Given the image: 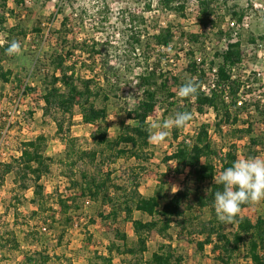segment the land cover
I'll list each match as a JSON object with an SVG mask.
<instances>
[{
	"label": "trees",
	"instance_id": "trees-1",
	"mask_svg": "<svg viewBox=\"0 0 264 264\" xmlns=\"http://www.w3.org/2000/svg\"><path fill=\"white\" fill-rule=\"evenodd\" d=\"M9 1L0 0V35L7 33L6 38L2 40L4 43H0V86L10 85L19 90L20 94L23 92V96H27L31 89L27 85L28 79L24 80L13 67H6L13 60V56L6 54L8 44L16 39L21 45L28 33L24 25L8 31V19L18 16L16 10L10 9ZM157 1L167 12L187 18L188 0ZM197 2L199 24L210 29L217 41H230L225 50L226 57L221 62L217 57L209 60L205 55L206 45L211 37L182 31L180 34L183 41L190 44L189 54L187 50L186 66L180 71H174L172 61L165 63V52L172 49V44L178 36L172 27L163 26L162 17L157 15L152 18L149 26L142 24V21L136 23L131 17L122 18L121 25L124 28L121 30V39L127 46L124 50L120 48L117 39L119 34L103 40L98 37L80 39L74 35L73 49L70 48L69 39H59L62 40L61 48L66 51L55 52L54 56L59 60L60 66L65 67L62 69L58 66L53 72L44 69V76L39 78L45 91L41 98L45 103L43 117L46 120L52 119L66 145L61 164L63 176L68 180V189L66 194H59L55 199L63 220L49 215L53 211L54 196L45 194L41 184L44 160L36 157L31 150V142L23 144L21 157L3 165L0 179L1 187L6 175L15 172L22 190L32 191L34 194L32 203L37 206V210L33 212L32 217L40 219L41 215L45 216L44 220L51 227L50 230H54L55 225H69L73 221L71 213L80 211L85 202L95 203L101 208H109L107 214L100 212L105 221H117L124 216L125 221L133 224L139 240L125 249V252L133 257L148 252L147 242L143 238L148 226L142 220L136 219L135 214L140 213L144 217L157 220L156 231L160 244L143 264H187V257L180 251L179 244L194 243L195 239L202 250L212 246V252L221 264H228V259L234 260L242 252H245L253 264H264V217L253 219L243 217L239 213L234 223L224 224L218 221L214 208L215 193L223 191V185L215 182L219 178V168L224 171L239 158L238 148L233 141L225 139L226 133L246 137L254 158L264 155V131L260 130V126H264V85L250 88L249 85L253 86L251 80L257 82V79L251 76L248 81L243 80V68H240L247 52L240 45L231 43L234 31L224 29L225 23L220 21L222 17L215 9L218 2ZM153 5L154 1L149 3L146 12H153ZM108 9L98 7L96 10V24L99 26L96 29L97 34H103L104 24L110 23V18L104 11ZM246 11H234L232 17L242 22ZM227 12L230 10L227 9ZM126 13L127 11H123L124 15ZM69 22L68 18L63 20V29H67ZM42 25L43 23L37 24L32 30L38 36L44 34ZM261 39L264 41V37ZM251 42L255 43L256 38L252 37ZM198 53L203 54V58L197 65L195 58ZM138 54L142 55L146 62V72L143 76L161 77L163 82L146 83L145 78L141 76L147 98L139 102L134 113L133 119L137 123L134 133L122 134L118 144L124 147L117 150L111 146L112 137L107 121L112 108L119 104L121 97L111 96L106 92L104 81L109 79V75L102 64H109L113 59L119 65L125 62L128 64ZM188 81L197 84L195 99H185L178 95L179 88ZM160 103L176 113L189 112L206 116L212 112L215 115V132L222 144L219 147L214 143L207 126L201 128L200 134L183 138L176 151L166 157L167 175L174 173L185 176L184 188L172 198L168 196L166 178L159 177L161 187L157 193L150 196L142 192V182L137 178L132 179L129 186L117 185L114 179L120 171L121 161L130 154L128 149L131 145L150 147V116ZM76 116L80 117L83 124L96 127V131L86 140L87 144L75 141L71 136ZM246 119L245 125L243 122ZM175 132L178 135V131ZM144 159L150 161L149 153L145 154ZM192 186L195 187V194H192ZM251 206L252 204L242 205L241 210ZM63 240L62 233L59 235L58 246L63 244ZM0 245L4 250H18L20 240L17 232L8 231L1 236ZM40 264L72 263L54 251L53 254L42 255ZM129 264L135 263L130 261Z\"/></svg>",
	"mask_w": 264,
	"mask_h": 264
},
{
	"label": "rangeland",
	"instance_id": "rangeland-1",
	"mask_svg": "<svg viewBox=\"0 0 264 264\" xmlns=\"http://www.w3.org/2000/svg\"><path fill=\"white\" fill-rule=\"evenodd\" d=\"M152 1H154L153 12L148 13L146 6ZM216 1L218 4L215 5V9L222 17L220 21L225 23L223 25L226 31L233 28L234 33L236 31L239 33V42H245L250 37L256 39L264 37V5L256 3V1H249L250 7L246 8L245 13L246 21L232 27L228 20L232 12L242 11L247 6L248 0ZM255 3L256 7H254ZM9 7L16 10L19 17L8 19V31H13L15 27L24 25L28 33L27 38L23 39L21 44V54L13 56V60L6 67H13L24 80L28 79L27 85L31 89L27 96L21 98L19 90L13 89L10 85L0 88V133L5 131L10 124V128L14 130V133L10 135L12 141L17 142V145H14L16 148L23 149V144L27 142L33 144L31 150L37 158L44 160L41 184L45 194L54 196L52 199L54 201L53 211L49 215L61 221L63 217L55 199L59 194H66L68 189V180L63 176L61 164L66 145L52 119L46 120L43 117L45 103L41 101V98L45 91L39 81V77L44 76V69L53 72L58 66L62 69L65 67L64 65L60 66L59 60L54 56L55 52L63 50L61 48L62 40L59 39H69L71 41L70 48L73 49L74 35L80 39L98 37L103 40L113 37L114 34H119L117 39L120 48L124 50L127 46L121 39V30L124 28L121 25L122 18L124 16H127V19L131 17L134 22L142 21V24L149 26L152 18L157 15L162 17V25L172 27L178 36L172 44V49L165 52L167 56L165 63L172 61L174 71H180L186 66L185 53L187 50L189 54L190 44L183 41L180 34L182 31L211 37V40L207 42V52H205L209 60L217 57L221 62L226 57V47L222 44L223 42L214 39L211 31H207L199 24L197 0H188L187 18H180L174 13L167 12L157 0H20L17 2L10 0ZM98 7L109 8L104 10L110 18V23L104 24L105 32L103 34L96 33V29L99 28L96 24ZM227 9L230 12H227ZM123 11H127L129 15L127 13L124 15ZM0 15H2L1 8ZM65 18L70 19L67 29H63L62 26ZM40 23H43L44 34L42 36H38L32 31L37 24L41 25ZM6 35L7 33L0 35V41L4 40ZM262 44L264 45V41ZM247 49L245 63H243L245 66L242 65L240 68H243L241 73L251 76L252 73L260 71L264 74V46H249ZM139 54L128 64L125 62V64L119 65L115 59L111 60L109 64L106 62L102 64L103 67H106L109 75V79L104 81L106 92L111 96L119 95L121 97L119 104L112 108L111 116L107 121L112 137L111 146L117 150L124 147L118 144L122 134L134 133V128L137 125L133 119L134 113L139 102L147 98L140 80L146 72V62L144 57ZM202 58L203 54L196 55L197 65ZM59 73L61 72L59 71ZM153 81L162 83L163 79L161 77L145 78L146 83ZM251 82L255 83L254 79ZM89 99L87 96V101ZM176 114L174 111H169L165 104L160 103L156 111L151 114L150 123L152 125L156 122H163L174 118ZM192 117L189 125L183 129L169 128V135L163 143L156 144L149 141L150 147L131 145L128 149L130 154L121 161L120 171L114 176L117 185L129 186L132 179L137 178L142 182V192L150 196L160 189V179L166 178L169 198L182 190L185 176L174 173L168 176L166 157L176 151L184 137L200 134L203 126L209 128L210 137L214 143L219 147L222 145L215 132V115L212 112L206 116L196 113L192 114ZM246 123L247 119L243 124L246 125ZM261 129L264 131V126H260ZM175 130L178 131V135ZM95 131L96 127L83 124L80 117L76 116L71 136L75 141L87 144L86 140ZM225 139L235 143L240 151L238 159L254 158L249 150L248 139L244 136L228 132ZM11 151L12 149H10L9 155H12ZM146 153H149V162L144 159ZM258 158L264 159V155ZM14 159H16L15 156H9L6 160L7 163H10ZM3 165L0 164V179L4 169ZM191 191L192 194H195L194 186L191 187ZM33 196L32 191L24 192L22 190L15 172L6 175L5 182L0 187V237L8 231H15L19 237L20 246L18 250H4L0 245V264H40L42 255L53 254L54 251H57L58 255L72 264H129L130 261L135 264H143L160 244L156 231L157 220L136 213L135 218L142 220L148 226L143 236L147 242L148 252L137 257L128 255L125 252L126 246H133L139 240L133 224L125 221L124 216H121L117 221H105L100 212L104 211L107 214L109 208H101L95 203L85 202L80 211L75 210L71 213L73 221L69 225H55V229L50 230L51 227L44 220L45 216L41 215L40 219L32 217L33 212L37 210V206L32 203ZM242 214L253 219L259 216L264 217V201L253 205L252 209L244 211ZM82 219L84 222H81ZM62 233L64 234L63 244L58 246L59 235ZM197 243L198 240L195 239L194 243L182 242L179 244L180 251L187 257V264H221L212 252V246H207L202 250ZM227 263L253 264L245 252H242L234 260L228 259Z\"/></svg>",
	"mask_w": 264,
	"mask_h": 264
},
{
	"label": "clouds",
	"instance_id": "clouds-1",
	"mask_svg": "<svg viewBox=\"0 0 264 264\" xmlns=\"http://www.w3.org/2000/svg\"><path fill=\"white\" fill-rule=\"evenodd\" d=\"M0 43L3 42L0 41ZM6 54L8 56L20 55V42L16 39L11 40ZM197 91V84L194 81H188L179 88L178 95L185 99H195ZM192 119L191 113L181 112L177 113L174 118L153 123L149 129V141L156 144L163 143L169 135V128L183 129ZM215 182L223 185V191L215 193L216 217L221 223H234L241 212L242 205H256L264 201V159H238L231 167L222 171Z\"/></svg>",
	"mask_w": 264,
	"mask_h": 264
},
{
	"label": "built area",
	"instance_id": "built-area-1",
	"mask_svg": "<svg viewBox=\"0 0 264 264\" xmlns=\"http://www.w3.org/2000/svg\"><path fill=\"white\" fill-rule=\"evenodd\" d=\"M249 1L251 2L252 0H248L247 6H245L243 10H245L246 8H249L250 7ZM256 3H260V2L256 1ZM256 3L254 4V7H256ZM262 5H264V4H262ZM252 10H254V9H252ZM246 19H247V17L245 16L243 18L242 22L244 23L246 21ZM228 20L231 22L230 24L232 25V27H235L236 24H239L240 23L238 20L234 19L232 17V15L230 16V18ZM206 30L207 31L208 30L211 31L210 29H206ZM230 30H233L234 31L233 28H231ZM204 31H205V29H204ZM251 38L252 37L248 38L245 42H239L238 41L240 39L239 33H237V31H236L235 33H233L231 43H233L235 45H240L243 49H245L247 51H248L247 48H249V46H254V47H256V46L263 47L264 46L262 44L263 43V40L261 38H257L255 43L251 42ZM3 43H1V44H3ZM229 43H230V41L228 39H226V40L223 41L222 44L227 48V46L229 45ZM244 63H245V61H244ZM243 66H245V64H243ZM251 76L252 77L254 76V78L257 79V82H255V83L253 82L252 83L253 86L249 85L248 87H250V88L253 87L254 88V87H260L261 85H264V74L263 73H261L260 71H257V73H252ZM251 76L250 75L249 76L243 75V80L244 81H248L249 77H251ZM39 81H41L40 78H39ZM20 97L21 98L24 97L23 96V92L20 94ZM227 99H229V97H227ZM10 126L11 125L9 124V126H7L6 130L1 133L2 137L0 139V164L7 163V160L6 159L9 156H15V158H19V157L22 156L21 149H19L18 147L16 148V146H14V145H17V142L16 141H12V138H11V135L10 134L14 133V130H12L10 128ZM9 148L12 149V151H11L12 155H9V151H10ZM219 169L220 170H219L218 177H219L220 173L222 172L221 171V167ZM81 222H84V219H82Z\"/></svg>",
	"mask_w": 264,
	"mask_h": 264
},
{
	"label": "crops",
	"instance_id": "crops-1",
	"mask_svg": "<svg viewBox=\"0 0 264 264\" xmlns=\"http://www.w3.org/2000/svg\"><path fill=\"white\" fill-rule=\"evenodd\" d=\"M4 85H6V84H2V85L0 86V88H2ZM7 86L9 87V85H7ZM244 138H246V137H244ZM246 139H247V138H246ZM239 153H240V151H239ZM252 208H253V205H252L250 208H247V209L241 210L240 214H241L243 217H247L246 215H243L242 213H243L244 211H247V210L252 209Z\"/></svg>",
	"mask_w": 264,
	"mask_h": 264
},
{
	"label": "flooded vegetation",
	"instance_id": "flooded-vegetation-1",
	"mask_svg": "<svg viewBox=\"0 0 264 264\" xmlns=\"http://www.w3.org/2000/svg\"><path fill=\"white\" fill-rule=\"evenodd\" d=\"M252 1H256V0H252ZM259 2H262L264 4V0H257Z\"/></svg>",
	"mask_w": 264,
	"mask_h": 264
}]
</instances>
